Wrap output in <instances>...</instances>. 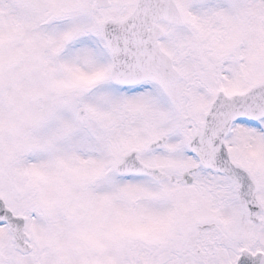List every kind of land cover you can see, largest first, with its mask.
Masks as SVG:
<instances>
[{
    "label": "snow or ice",
    "instance_id": "6c2138e0",
    "mask_svg": "<svg viewBox=\"0 0 264 264\" xmlns=\"http://www.w3.org/2000/svg\"><path fill=\"white\" fill-rule=\"evenodd\" d=\"M0 264H264V0H0Z\"/></svg>",
    "mask_w": 264,
    "mask_h": 264
}]
</instances>
